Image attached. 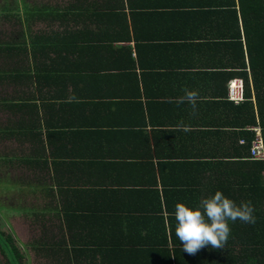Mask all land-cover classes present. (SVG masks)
I'll use <instances>...</instances> for the list:
<instances>
[{"label":"trees","instance_id":"1","mask_svg":"<svg viewBox=\"0 0 264 264\" xmlns=\"http://www.w3.org/2000/svg\"><path fill=\"white\" fill-rule=\"evenodd\" d=\"M64 1L67 3L61 7L23 5L21 10L7 0L0 4L2 22L16 18L12 30L0 28V166L10 169L15 164L16 169L29 172L25 176L12 174L11 188L15 187L21 195L36 187L51 194L57 192L58 196V204L53 199L46 209L53 218L54 214L59 216L58 222L48 229L45 224L49 223L42 219L39 208L29 209L38 212L30 215L43 229L35 242L28 244L36 263H103L107 250L97 254L101 250L75 244L72 236H66L67 231L62 233L74 221L79 225L78 217L91 218V212L103 202L120 213L122 232L141 213L148 218L147 228L151 221L149 232L158 245L151 246L152 238L150 244L139 246L141 263L170 264L173 260L175 264H264V157L258 160L249 154L253 128L260 129L264 150V0H191L193 7L183 0L146 1L145 22L156 35L150 41L152 47L164 39L171 43L169 39L178 33L180 40L189 38L184 33L191 26L203 38L197 43V53L182 57L185 65L180 73L170 74L183 87L187 82L194 86L208 82L211 90L205 101L227 118L211 123V131L179 134L176 130L170 137L167 132L157 136L159 144L154 152L148 149L143 155L162 159L160 165L167 173L160 176L161 191L155 180L139 183L141 187L131 186L138 187L145 198L155 199L151 205L129 191L119 193L117 190L123 187L106 184L109 178L103 180L96 175V181L91 179L89 174H95L97 169H101L102 176L108 175L110 167L89 157L88 152L82 153L88 138L85 114L90 91L85 84L89 74L81 69L94 64H117L125 67L124 72L133 73L142 56L137 51V62L129 46L111 45L128 40L130 29L139 31V27L129 24L114 7L115 2L122 0ZM232 80L242 83V100L236 104L227 98L226 85ZM143 93L151 98L152 105L162 98L157 90ZM118 98L124 104L136 96L126 89ZM198 103L203 102L197 101L196 106ZM185 105L191 106L187 102ZM194 134L205 138L212 150L205 155L206 162L197 160V148H190ZM218 147H223L222 151ZM227 148L233 153H224ZM95 163L101 167H91ZM234 163H241L244 170L232 173L225 167ZM203 171H207V177ZM233 174L244 182L237 190L231 184ZM202 180L208 181L201 187ZM5 186L10 187L6 183ZM216 191L237 205L251 201L255 223L229 222L231 233L224 248L207 246L189 255L175 235L176 221L171 213L177 202L195 208L202 198ZM160 192L162 196L158 195ZM0 226L3 227L1 223ZM54 227L62 240H55ZM111 239L120 242L115 233ZM0 255L3 264H20L24 257L13 235L1 229Z\"/></svg>","mask_w":264,"mask_h":264},{"label":"crops","instance_id":"2","mask_svg":"<svg viewBox=\"0 0 264 264\" xmlns=\"http://www.w3.org/2000/svg\"><path fill=\"white\" fill-rule=\"evenodd\" d=\"M29 1L31 2V0L22 1V7L23 5L30 6ZM53 1L35 0L34 2L37 3L32 4L33 7H44L48 4H56L61 7L63 3H67L64 0ZM146 1L148 2V0H122L114 3L116 10L124 14L129 24L134 23L139 27V31L129 28L128 40L111 45V47L120 48L129 46L133 57H135L137 51L142 56V61L134 66L133 73L131 71L124 72L125 67L117 64H94L81 69L84 74H89L85 84L88 91H90L86 103L88 110L85 114L88 122L86 125L88 138L82 147V153L85 152L86 154L88 152L89 157L102 160L107 167H110L108 175L102 176L101 169H97L96 172L94 171L95 174H89L91 179L96 181V175L103 180L109 178V182H105L106 184L121 185L123 187L117 190L119 193L124 195L125 191H129L137 196L140 201L149 202L148 204L151 205L155 199L145 198L138 187H141L140 184H150L151 181L155 180L157 190L161 191L160 176L167 173V170H162L163 167L160 165L163 163L162 159L143 155L148 149L152 153L154 152L155 145L159 144L157 136L166 135L167 132L168 137H170L174 135L176 130L180 132L179 134L190 131H211L209 129L211 123L226 121L227 118L220 109L215 110L213 104L205 101L211 90V85L208 82L203 86H194L192 82H187L183 87V84L180 86L175 77L170 74L171 71L180 73L178 72L179 69L185 65L182 57L185 53H197V43L203 41V38L198 37L199 33L196 28L191 26V30L184 33L189 38H181L180 40L178 33L177 36L173 35L169 39L171 43L164 39L163 42L152 47L150 41L155 39L156 35L151 33L152 31L149 30L150 24L147 25L145 22L148 19V16H146L147 7L145 8ZM183 1L193 7V1ZM182 35L183 33H181ZM190 39H197V42H191ZM206 39L207 37L204 38V40ZM176 46L180 48L176 49ZM135 58L138 62L137 57ZM116 74H119V77L114 76ZM125 74H130V76ZM231 83L229 81L226 87ZM126 89H130V93H134L136 98L123 104L118 96L122 97L123 91ZM148 89L157 90L158 94H162V98H158V101L153 105L151 98L145 96L147 93H143V90ZM185 89L196 91L199 97L197 101L203 102L198 103L195 111H193L192 106H186V102L183 104L175 103L178 97L185 94ZM220 91L222 92V89ZM178 125L185 126L187 130H178ZM188 134L193 135V133ZM183 135L185 137V134ZM194 135L195 139L190 148H197L194 152L198 153L197 160L206 162L207 157L205 155L212 150L207 147L205 138L197 134ZM219 149L222 151L223 147ZM223 152L232 154L233 150L227 148ZM212 163H218V161ZM91 167L101 166L99 163H95ZM225 167L232 170V173L244 170L241 163H234ZM203 172L207 177V171ZM233 175L231 184L234 190H237L244 185V182L236 174ZM207 181L202 180L201 187ZM132 185L138 187H131ZM42 194L48 196V201L41 206L39 205L40 214L44 215L45 218L48 217L49 220H45L50 225H54L58 222L59 216L54 214L53 218V213H49L46 209L53 203L58 204L57 192L51 194L42 191ZM158 195L162 196L161 192ZM124 199L127 201L126 197ZM91 213L93 214L91 218L78 217L81 222L79 225L74 221L68 230L65 228L62 230V233L67 231L64 232L68 234L66 236H72L71 240L75 244L82 243L85 244L87 249L101 250L97 251V254L107 250L103 263L92 262L90 264H146L145 262L141 263V255L138 253L139 246L144 242L150 244L149 239L152 238L153 243L151 246L158 245L152 232H149L152 226L151 221L148 228L145 225L148 220L146 215L139 214L122 232L120 213L111 210L103 202H100V206ZM54 229L59 234V230L55 227ZM113 233L119 236L120 242L112 241ZM55 240H62L61 236L59 235ZM98 259L101 261V257ZM151 264L158 263L153 262ZM170 264H175V262L170 260Z\"/></svg>","mask_w":264,"mask_h":264},{"label":"clouds","instance_id":"3","mask_svg":"<svg viewBox=\"0 0 264 264\" xmlns=\"http://www.w3.org/2000/svg\"><path fill=\"white\" fill-rule=\"evenodd\" d=\"M184 91L185 94L178 97L175 103L187 102L195 111L198 93L194 90L185 89ZM177 129L187 130L183 125H178ZM253 213L251 201L237 205L221 191H216L214 195L202 198L195 208L177 202L171 215L175 218V235L182 244L183 251L189 255H195L207 246L213 249L224 248L231 233L229 222L234 223L239 220L254 224Z\"/></svg>","mask_w":264,"mask_h":264},{"label":"rangeland","instance_id":"4","mask_svg":"<svg viewBox=\"0 0 264 264\" xmlns=\"http://www.w3.org/2000/svg\"><path fill=\"white\" fill-rule=\"evenodd\" d=\"M7 1L10 3L12 2L13 5L17 7V9L20 8L21 10L22 1L24 0H7ZM34 1L35 0H31V2L29 1L30 6H33L32 3H35V4L37 3ZM2 2L3 0H0V4ZM2 21L3 20L0 17V28L2 27V30H12V27H14L13 23L16 21V18H13V19L11 17L8 18L7 20L8 23L2 22ZM1 118H2V115H0V119ZM11 148H14L13 144H11ZM19 170L20 168L16 169L15 164L13 165V167L11 166L10 169L0 166V182H1L0 183V223L3 225V227L0 226V229L5 230L6 232H10L13 235V238L16 241L17 247L19 248L20 252L24 256L20 260V264H37L36 260L34 259L32 250L30 249L29 246H31L35 242L38 234L43 229L42 228H41L42 230L39 229L40 225L38 221L33 220L32 219L33 216L30 215V214H34L38 212L31 211L29 209L39 208L42 204L48 201V196L42 194V190H39L41 188L35 187V189L31 190V192L27 191L26 195H21L19 191H16L15 187L14 189L11 188L14 186L12 182L10 181L12 180V178H14V176L12 175L13 173L15 174L16 172L19 175H23V176H25V174L26 175L29 174L28 171L24 173L21 170L20 171ZM7 179H8V182H5ZM4 182L6 183V185L9 184L10 187L5 186ZM17 194H19L20 196H16ZM42 219L49 220L48 217L45 218L43 216H42ZM45 228L46 229L50 228V224H45ZM54 233H55V238H58L59 234L55 231V229H54ZM0 264H3V258L1 257V255H0Z\"/></svg>","mask_w":264,"mask_h":264},{"label":"built area","instance_id":"5","mask_svg":"<svg viewBox=\"0 0 264 264\" xmlns=\"http://www.w3.org/2000/svg\"><path fill=\"white\" fill-rule=\"evenodd\" d=\"M227 98L235 104L242 100V84L240 81H234L228 86ZM254 138L251 141L249 154L253 159H263V141L259 128H253ZM242 142V141H241Z\"/></svg>","mask_w":264,"mask_h":264}]
</instances>
